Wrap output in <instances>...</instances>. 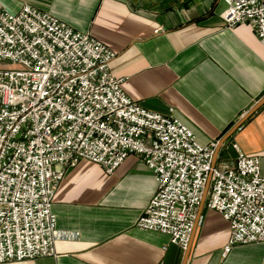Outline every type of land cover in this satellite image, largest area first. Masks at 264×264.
Instances as JSON below:
<instances>
[{
  "label": "built area",
  "instance_id": "obj_1",
  "mask_svg": "<svg viewBox=\"0 0 264 264\" xmlns=\"http://www.w3.org/2000/svg\"><path fill=\"white\" fill-rule=\"evenodd\" d=\"M226 25L250 24L264 43V0H223ZM101 40L49 12L0 2V263L56 255L57 188L82 160L113 173L130 153L152 170L157 190L137 227L186 249L208 177V208L230 223L236 244L264 243L260 158L243 152L213 166L218 141L202 144L174 114L129 97ZM264 264V258L263 262Z\"/></svg>",
  "mask_w": 264,
  "mask_h": 264
},
{
  "label": "crops",
  "instance_id": "obj_2",
  "mask_svg": "<svg viewBox=\"0 0 264 264\" xmlns=\"http://www.w3.org/2000/svg\"><path fill=\"white\" fill-rule=\"evenodd\" d=\"M0 2L11 12L31 5L104 42L117 53L111 71L126 94L162 114L174 108L202 144L218 141L264 96V43L250 24L226 25L223 0ZM234 144L260 158L264 176V105L224 143L217 164H233ZM156 190L136 153L113 173L82 160L54 197L63 235L56 255L0 264H182L186 249L168 234L137 227ZM209 195L210 187L186 264H262L264 243L236 244L224 254L230 223L207 207Z\"/></svg>",
  "mask_w": 264,
  "mask_h": 264
},
{
  "label": "water",
  "instance_id": "obj_3",
  "mask_svg": "<svg viewBox=\"0 0 264 264\" xmlns=\"http://www.w3.org/2000/svg\"><path fill=\"white\" fill-rule=\"evenodd\" d=\"M262 105H264V96L257 103H255L235 124H233L232 127L218 140L217 147L215 149L214 156H213V166H215L217 164L220 150H221L222 146L224 145V143L228 140V138L236 130H238L246 122V120H248ZM211 178H212V174L209 175L206 186L204 188L202 200H201V203L199 205V209H198V212L196 215V219H195V223H194L193 230L191 233L190 241H189L188 246L186 248V252H185L182 264L187 263L188 256H189V253H190V250L192 247V243H193V240L195 237V233H196L197 227L199 225V222L201 220L202 211H203L205 201H206V198L208 195Z\"/></svg>",
  "mask_w": 264,
  "mask_h": 264
},
{
  "label": "rangeland",
  "instance_id": "obj_4",
  "mask_svg": "<svg viewBox=\"0 0 264 264\" xmlns=\"http://www.w3.org/2000/svg\"><path fill=\"white\" fill-rule=\"evenodd\" d=\"M12 62L5 60V61H0V66L6 67V66H11Z\"/></svg>",
  "mask_w": 264,
  "mask_h": 264
},
{
  "label": "trees",
  "instance_id": "obj_5",
  "mask_svg": "<svg viewBox=\"0 0 264 264\" xmlns=\"http://www.w3.org/2000/svg\"><path fill=\"white\" fill-rule=\"evenodd\" d=\"M231 126H232V124L228 126V128L226 129V131L229 130V128H231ZM226 131H225V132H226Z\"/></svg>",
  "mask_w": 264,
  "mask_h": 264
}]
</instances>
